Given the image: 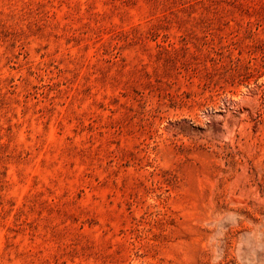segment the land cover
Instances as JSON below:
<instances>
[{"label":"rangeland","instance_id":"374dc122","mask_svg":"<svg viewBox=\"0 0 264 264\" xmlns=\"http://www.w3.org/2000/svg\"><path fill=\"white\" fill-rule=\"evenodd\" d=\"M0 264H264V0H0Z\"/></svg>","mask_w":264,"mask_h":264}]
</instances>
